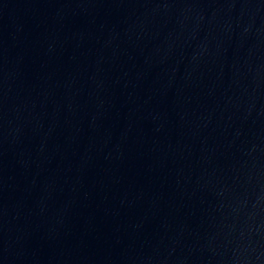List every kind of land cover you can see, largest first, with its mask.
I'll return each instance as SVG.
<instances>
[{
	"label": "water",
	"instance_id": "water-1",
	"mask_svg": "<svg viewBox=\"0 0 264 264\" xmlns=\"http://www.w3.org/2000/svg\"><path fill=\"white\" fill-rule=\"evenodd\" d=\"M0 264H264V0H0Z\"/></svg>",
	"mask_w": 264,
	"mask_h": 264
}]
</instances>
